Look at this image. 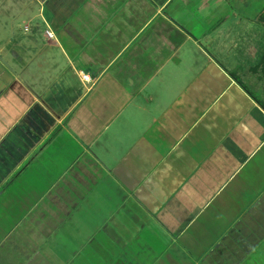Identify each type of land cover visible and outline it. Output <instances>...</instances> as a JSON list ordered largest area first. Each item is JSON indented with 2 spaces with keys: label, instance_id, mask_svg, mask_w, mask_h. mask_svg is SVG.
I'll use <instances>...</instances> for the list:
<instances>
[{
  "label": "crops",
  "instance_id": "1",
  "mask_svg": "<svg viewBox=\"0 0 264 264\" xmlns=\"http://www.w3.org/2000/svg\"><path fill=\"white\" fill-rule=\"evenodd\" d=\"M263 8L0 0V264H264Z\"/></svg>",
  "mask_w": 264,
  "mask_h": 264
},
{
  "label": "rangeland",
  "instance_id": "2",
  "mask_svg": "<svg viewBox=\"0 0 264 264\" xmlns=\"http://www.w3.org/2000/svg\"><path fill=\"white\" fill-rule=\"evenodd\" d=\"M102 237L103 238H107V237H109V234L108 233H102ZM159 237H160V239H159V243H160V245L161 244H166L167 242H168V238L167 237H163L161 234L159 235ZM169 245L168 244H166L165 245V248L163 249V246H161L162 248H159V250H161L160 252H159V254L160 253H163L165 250H167ZM105 247H107V249H108V247H109V243L108 244H106V246ZM89 252V250H85V253H84V255H86L87 253ZM170 252L171 253H173V250H170ZM171 258V256H167V257H162V264L164 263V264H173L174 263V260H172V259H170ZM157 257L155 256L154 258H153V261L155 262V261H157ZM158 260H160V259H158ZM187 264H188V262H187Z\"/></svg>",
  "mask_w": 264,
  "mask_h": 264
},
{
  "label": "trees",
  "instance_id": "3",
  "mask_svg": "<svg viewBox=\"0 0 264 264\" xmlns=\"http://www.w3.org/2000/svg\"><path fill=\"white\" fill-rule=\"evenodd\" d=\"M258 18L261 20V22L264 24V8L260 11L258 14Z\"/></svg>",
  "mask_w": 264,
  "mask_h": 264
},
{
  "label": "built area",
  "instance_id": "4",
  "mask_svg": "<svg viewBox=\"0 0 264 264\" xmlns=\"http://www.w3.org/2000/svg\"><path fill=\"white\" fill-rule=\"evenodd\" d=\"M82 78L86 81V80H90V76L89 74H83Z\"/></svg>",
  "mask_w": 264,
  "mask_h": 264
}]
</instances>
